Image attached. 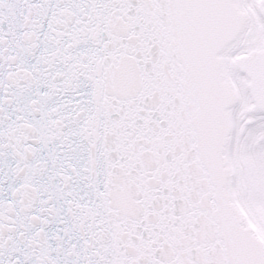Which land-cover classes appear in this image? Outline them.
Instances as JSON below:
<instances>
[{
  "label": "snow or ice",
  "instance_id": "snow-or-ice-1",
  "mask_svg": "<svg viewBox=\"0 0 264 264\" xmlns=\"http://www.w3.org/2000/svg\"><path fill=\"white\" fill-rule=\"evenodd\" d=\"M0 264H264V0H0Z\"/></svg>",
  "mask_w": 264,
  "mask_h": 264
}]
</instances>
